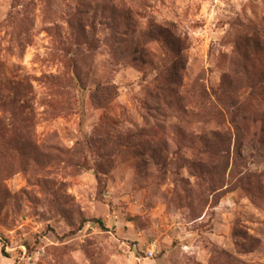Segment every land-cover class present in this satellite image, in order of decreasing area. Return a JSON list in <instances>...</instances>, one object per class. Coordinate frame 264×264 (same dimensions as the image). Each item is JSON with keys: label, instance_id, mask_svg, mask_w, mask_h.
I'll use <instances>...</instances> for the list:
<instances>
[{"label": "rangeland", "instance_id": "374dc122", "mask_svg": "<svg viewBox=\"0 0 264 264\" xmlns=\"http://www.w3.org/2000/svg\"><path fill=\"white\" fill-rule=\"evenodd\" d=\"M252 42L264 0H0V264H264Z\"/></svg>", "mask_w": 264, "mask_h": 264}, {"label": "trees", "instance_id": "16d2710c", "mask_svg": "<svg viewBox=\"0 0 264 264\" xmlns=\"http://www.w3.org/2000/svg\"><path fill=\"white\" fill-rule=\"evenodd\" d=\"M248 45V44H246ZM251 45H260L261 47V51L262 53H264V46L262 47L261 46V43H253ZM264 55V54H263ZM236 61H234L233 64V67L236 68L237 70L241 69V72L243 73V76L247 79L246 81L242 82V81H238L237 85L235 86V89H234V83H231L230 79L231 78H224L222 81H221V87L219 89V92L218 93H214V101L222 106V108H226L229 111H232V112H236V110L238 111V102H236V98L234 97V95H236L237 93V90H239L240 88H242V85H248L249 87L251 88H255L260 81L263 80V77L260 76L257 77V76H253L252 79H254V77H256L258 80L253 82L251 81L252 79L251 78H248L249 77V67H251L250 69L252 70L253 69V61H251L250 57L247 55V53H244L242 52V54L240 53L239 55H236ZM251 62V63H249ZM175 66L172 67V71H175L174 69ZM264 67V61H262V66L259 67V69H262ZM252 76V75H251ZM158 78L160 77L161 78V75H158L157 76ZM172 77H173V83H175V85H179L178 81H176V79L178 78V73L176 71V73L172 74ZM156 81H154V84H156ZM162 81L165 82L166 85H171V81L169 80V78H165V77H162ZM234 82V80H233ZM231 83V85H230ZM238 86V87H237ZM239 88V89H238ZM156 89V94L155 92H150V94H148V97L151 98V99H157V97H162L164 98L165 97V94L166 93H169L170 95H172V92H173V89H170V88H166L165 90V87L163 88H154V90ZM200 98L203 102H207L209 101V97L206 95V93L204 91H201L200 93ZM164 96V97H163ZM16 100L18 101L17 99V96H16ZM11 104L13 106H15V102L14 100L11 101ZM213 113H216V111H213ZM231 123L236 127V129L239 131L240 127L236 124V121H234V118L231 119ZM239 127V129H238ZM240 133V132H239ZM260 133L262 135H264V128L260 131ZM214 137V135H213Z\"/></svg>", "mask_w": 264, "mask_h": 264}]
</instances>
